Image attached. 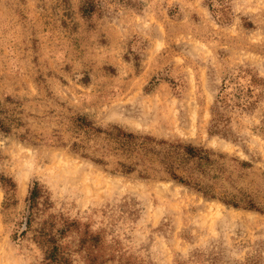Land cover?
<instances>
[{"label": "rangeland", "instance_id": "rangeland-1", "mask_svg": "<svg viewBox=\"0 0 264 264\" xmlns=\"http://www.w3.org/2000/svg\"><path fill=\"white\" fill-rule=\"evenodd\" d=\"M84 1L0 0V118L17 120L0 129V177L16 184L0 180V264H44L40 231L59 218L78 224L60 240L72 264H85L84 230L102 236L106 264H264V215L223 202L264 208V87L252 109L226 111L235 142L210 134L224 79H264V0H230L227 24L210 0H92L89 15ZM79 116L213 150L201 180L216 197L158 163L120 172Z\"/></svg>", "mask_w": 264, "mask_h": 264}, {"label": "trees", "instance_id": "trees-1", "mask_svg": "<svg viewBox=\"0 0 264 264\" xmlns=\"http://www.w3.org/2000/svg\"><path fill=\"white\" fill-rule=\"evenodd\" d=\"M229 1H209L210 10L221 23L227 24L231 21L232 11ZM94 5L92 0H85L82 12L87 15L92 14ZM262 86L264 87V79L255 74L251 68H240L236 73L227 76L212 108L210 134L224 139H232L235 142L232 128L230 127L231 118L226 111L237 107L246 110L252 109L259 102L258 99L263 92ZM16 122L17 120H13L10 117L9 125H6L5 121L0 118V129L8 133L11 131L12 124ZM76 124L84 131L88 141H94L96 136L105 135L103 140L107 142V145L102 155L103 157L118 156L124 158V160L117 162L120 172L131 174L136 171L138 166H142L145 172H158L157 168H155V164L158 163L159 165L161 164L169 178L177 183L194 188L208 198L216 197L213 194V190L201 180V177L209 175L208 170L205 168H209L216 162L213 158L216 153L213 150L191 143L158 140L152 136L138 135L120 126H112L110 130H103V128L96 127L92 121L83 116L76 118ZM73 148L89 149L90 147L82 142H75ZM84 157L91 156L85 154ZM91 159L98 164L105 163L103 159ZM242 165L246 166L249 164L244 162ZM0 180L5 186L8 185L6 187L15 190L16 184L12 179L2 175ZM39 195L38 184L34 182L29 198L32 209L30 216H33V210ZM223 202L235 208H243L264 215V208L259 206L253 198H248L244 204L227 199L223 200ZM74 226H78V224L74 223L73 225L70 222L61 221L59 218L48 227L41 229L40 247L45 253L44 264H72L71 255L63 248L60 240L73 232ZM101 237V235H94L87 230L82 231L81 247L85 253V264H106L109 261H113V254L109 253ZM105 255L108 256L107 261L104 260Z\"/></svg>", "mask_w": 264, "mask_h": 264}]
</instances>
